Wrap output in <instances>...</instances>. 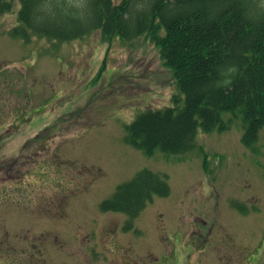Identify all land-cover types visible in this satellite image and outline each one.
Listing matches in <instances>:
<instances>
[{
  "label": "rangeland",
  "instance_id": "1",
  "mask_svg": "<svg viewBox=\"0 0 264 264\" xmlns=\"http://www.w3.org/2000/svg\"><path fill=\"white\" fill-rule=\"evenodd\" d=\"M17 12L0 18V264H264V131L250 149L235 123L199 130L202 154L146 156L126 127L178 93L158 49L26 44L8 35ZM143 170L170 195L125 231L100 205Z\"/></svg>",
  "mask_w": 264,
  "mask_h": 264
},
{
  "label": "trees",
  "instance_id": "2",
  "mask_svg": "<svg viewBox=\"0 0 264 264\" xmlns=\"http://www.w3.org/2000/svg\"><path fill=\"white\" fill-rule=\"evenodd\" d=\"M17 12L8 35L68 44L100 33L108 42L145 38L171 71L172 106L147 110L126 127L125 142L146 156L203 153L204 135L235 123L253 148L264 131V0H0V18ZM226 117V118H225ZM170 195L167 177L140 171L100 205L127 217L124 230L154 198ZM234 208L244 210L241 206Z\"/></svg>",
  "mask_w": 264,
  "mask_h": 264
}]
</instances>
